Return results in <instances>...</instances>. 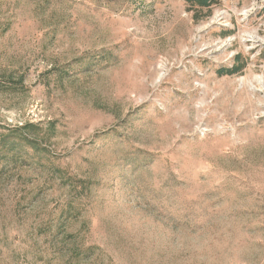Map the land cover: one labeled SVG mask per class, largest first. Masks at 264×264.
Here are the masks:
<instances>
[{"label": "rangeland", "instance_id": "rangeland-1", "mask_svg": "<svg viewBox=\"0 0 264 264\" xmlns=\"http://www.w3.org/2000/svg\"><path fill=\"white\" fill-rule=\"evenodd\" d=\"M261 78L264 0H0V264H264Z\"/></svg>", "mask_w": 264, "mask_h": 264}, {"label": "trees", "instance_id": "trees-1", "mask_svg": "<svg viewBox=\"0 0 264 264\" xmlns=\"http://www.w3.org/2000/svg\"><path fill=\"white\" fill-rule=\"evenodd\" d=\"M189 3L193 4V5H198L200 7H209L211 6L216 0H187ZM243 67V64H241L240 62V56H237L235 58V63L233 65L232 68H223L221 70H219V73L221 74H233L236 73L238 71H240ZM31 125H26V126H22L19 129H28V127H30ZM25 140L28 141L29 145H31L33 148L39 149V142L37 139H34L32 137H29L28 134H25ZM8 145H11V139L8 138H4L2 140H0V148H4Z\"/></svg>", "mask_w": 264, "mask_h": 264}, {"label": "bare ground", "instance_id": "bare-ground-1", "mask_svg": "<svg viewBox=\"0 0 264 264\" xmlns=\"http://www.w3.org/2000/svg\"><path fill=\"white\" fill-rule=\"evenodd\" d=\"M262 79H263V78H261V80H260V79H259V80H260L261 87L263 88V87H264V85H263V83L261 82V81H262Z\"/></svg>", "mask_w": 264, "mask_h": 264}]
</instances>
